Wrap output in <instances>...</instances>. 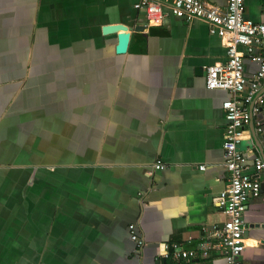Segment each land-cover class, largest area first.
Returning <instances> with one entry per match:
<instances>
[{
	"label": "crops",
	"instance_id": "crops-1",
	"mask_svg": "<svg viewBox=\"0 0 264 264\" xmlns=\"http://www.w3.org/2000/svg\"><path fill=\"white\" fill-rule=\"evenodd\" d=\"M244 15L264 24V0H244ZM114 24L129 30L125 54L103 32ZM225 60L206 22L148 27L130 0H0V264H136L129 225L142 264H225L213 249H164L194 250L227 220L216 202L229 95L204 77ZM244 64L250 77L257 64ZM242 137L252 174L264 136L252 120ZM245 204L242 264H264V204Z\"/></svg>",
	"mask_w": 264,
	"mask_h": 264
},
{
	"label": "built area",
	"instance_id": "built-area-1",
	"mask_svg": "<svg viewBox=\"0 0 264 264\" xmlns=\"http://www.w3.org/2000/svg\"><path fill=\"white\" fill-rule=\"evenodd\" d=\"M130 1L132 8L143 14L148 27L161 25L167 15L185 22L199 19L206 22L209 34L223 40L225 62L206 66L204 77L207 89L224 90L229 95L222 102L226 185L216 202L227 220L215 228L211 242L202 243L194 250L184 251L177 243H166L164 249L180 259L192 258L197 251L204 255L207 250L213 249L219 251L225 264H242L245 203L249 198H258L264 204V191L259 180V174L264 171V160L261 156H255L253 173L248 174L247 159L238 148L246 126L252 120L254 133L264 136V24L245 17L244 0H227L222 11L198 0ZM245 58L257 64V70L250 77L245 74ZM161 167L157 162L155 168ZM204 168L199 166L200 170ZM128 230L134 243V254L139 257L136 264H142L144 241L135 232L134 225H129Z\"/></svg>",
	"mask_w": 264,
	"mask_h": 264
},
{
	"label": "water",
	"instance_id": "water-1",
	"mask_svg": "<svg viewBox=\"0 0 264 264\" xmlns=\"http://www.w3.org/2000/svg\"><path fill=\"white\" fill-rule=\"evenodd\" d=\"M144 27L136 26L135 31H141ZM105 34L117 33V44L115 46V52L117 54H125L128 48L130 33L126 26L122 24L107 25L103 27ZM264 160V159H263ZM245 235V233H244ZM140 237V236H139ZM143 240V239H142Z\"/></svg>",
	"mask_w": 264,
	"mask_h": 264
}]
</instances>
